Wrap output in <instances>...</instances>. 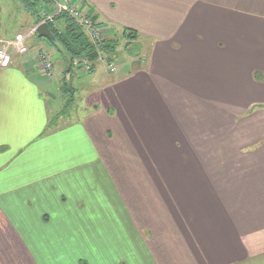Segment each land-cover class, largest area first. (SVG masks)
<instances>
[{
	"label": "crops",
	"instance_id": "crops-1",
	"mask_svg": "<svg viewBox=\"0 0 264 264\" xmlns=\"http://www.w3.org/2000/svg\"><path fill=\"white\" fill-rule=\"evenodd\" d=\"M17 1L0 38L36 32L0 69V264H264V0H70L144 55L87 74L52 46L50 75Z\"/></svg>",
	"mask_w": 264,
	"mask_h": 264
},
{
	"label": "trees",
	"instance_id": "trees-1",
	"mask_svg": "<svg viewBox=\"0 0 264 264\" xmlns=\"http://www.w3.org/2000/svg\"><path fill=\"white\" fill-rule=\"evenodd\" d=\"M25 9L35 16V23L40 22V16L35 10L37 3H48L47 0H20ZM55 22L59 23L61 28H54L53 24L47 23L48 30L51 35L49 44L55 48L60 49L65 54L70 69L72 66L76 68L81 67L82 61L93 63L97 59V51L102 54H109L115 52L117 41L111 42L101 40L97 45H93L87 38L84 31L66 15H59L54 17ZM53 27V28H52ZM124 42V52L131 57L137 55V35L132 31H124L122 35ZM92 66V64H91ZM62 96L65 99L63 111L59 114L63 116L71 108L73 99L71 95V88L67 87L66 82L62 81L61 85ZM58 115V116H59ZM51 125V124H50Z\"/></svg>",
	"mask_w": 264,
	"mask_h": 264
},
{
	"label": "built area",
	"instance_id": "built-area-1",
	"mask_svg": "<svg viewBox=\"0 0 264 264\" xmlns=\"http://www.w3.org/2000/svg\"><path fill=\"white\" fill-rule=\"evenodd\" d=\"M48 4L53 8V15H43L41 23L45 24V21H52L55 14L64 13L71 17L83 31L90 38L94 45H97L102 40V33L100 28L91 20L82 10H79L77 6L73 5L70 0H47ZM36 32V30L34 29ZM27 36H18L14 40L0 38V69L7 68L11 63L12 58L15 55H24L28 52V47L25 45ZM49 52L44 47L39 48L37 52V61L39 67L45 75H50L52 72V63L49 58ZM97 59L103 61L107 66L108 73H116L115 62L97 51ZM96 59V61H97ZM81 67L86 71L91 69V63L82 61Z\"/></svg>",
	"mask_w": 264,
	"mask_h": 264
},
{
	"label": "rangeland",
	"instance_id": "rangeland-1",
	"mask_svg": "<svg viewBox=\"0 0 264 264\" xmlns=\"http://www.w3.org/2000/svg\"><path fill=\"white\" fill-rule=\"evenodd\" d=\"M48 2V1H47ZM47 5H49L48 3H37V5L35 6V10H36V12H37V14L38 15H40V18H41V20L43 19V15H53V8H51V10L49 11V10H45V8L47 7ZM42 6H43V8H42ZM64 13H58V14H55V16L54 17H56V16H59V15H63ZM64 15H66V14H64ZM24 13H23V8H22V5L20 4V2L19 1H17V0H0V23H4V24H6L7 26H8V31H9V33L11 34V33H13V31L15 30V31H17V30H20V29H22L25 25H26V23H25V21H24ZM67 16V15H66ZM54 17L52 18V21H48V22H46L45 21V24H47V23H50V24H53V26H54V28H61L60 26H59V23H57V22H55V19H54ZM67 17H69V16H67ZM69 18H71V17H69ZM72 19V18H71ZM73 20V19H72ZM74 21V20H73ZM75 22V21H74ZM76 23V22H75ZM41 24H43V23H38V24H34V27L35 28H38ZM77 24V23H76ZM78 25V24H77ZM79 26V25H78ZM81 29H82V27L81 26H79ZM53 28V27H52ZM14 29V30H13ZM83 30V29H82ZM32 32H34L35 33V31L33 30ZM32 32H30L29 31V33L26 35V33L25 34H22L21 36H27V38L29 37V35L30 34H32ZM85 33V32H84ZM86 34V33H85ZM87 36V35H86ZM18 37V36H17ZM16 37H14V38H12V39H10V40H14ZM87 38L89 39V41L91 42V40H90V38L87 36ZM44 41V44L46 45V47H44L45 49H47V50H53V48H52V46L48 43V41H46L45 39L43 40ZM117 41V40H116ZM124 40L123 39H121L120 41H117V46H118V51L116 52V58H118V63L117 62H115L114 60V62H115V68H116V70L118 71V69L120 68V64H121V66L122 67H124V65L126 66V64H124V63H122L123 61L122 60H129L128 58H129V56L124 52V50H123V48H124ZM92 43V42H91ZM93 44V43H92ZM26 45V44H25ZM94 45V44H93ZM135 45L137 46V52L140 50V45H139V43H135ZM49 52V51H48ZM53 53H54V51H52ZM56 54V53H55ZM105 54V53H104ZM107 57H111V56H109L108 54H105ZM139 55L141 56H143L144 54L141 52V50L139 51ZM49 56H50V54H49ZM137 55L136 56H134V57H132L133 59H137ZM111 58H113V57H111ZM96 62H100L101 63V61H99L98 59H97V61ZM96 62H93V63H91L92 64V66H91V69L90 70H85L83 67H78V68H76V70L77 71H80V72H83V73H90L92 70H93V68H94V66H95V64H96ZM103 62V61H102ZM128 62H132V60L130 61H128ZM134 62V61H133ZM102 66L104 67V69H105V71H106V73H108V69H107V65L106 64H104V62H103V64H102ZM102 66L101 65H99V70H102L103 68H102ZM74 67H76V66H74ZM129 67V66H128ZM57 69H58V67H56ZM101 68V69H100ZM52 72H53V70H52ZM52 72H51V74H52ZM109 74V73H108ZM86 76V77H85ZM80 77H82V76H80ZM88 77H89V75H84L82 78H80L79 80H76V84L75 85H78V88L80 89V88H82V87H84L85 85H86V81L88 80ZM67 121V118H66V120H65V122ZM70 121H71V118H70ZM97 166V170H99V168H101V167H99L100 166V162L99 161H96V160H93V171H94V168ZM101 169H103V168H101ZM96 175H100V177H98V179L100 180V181H98V182H100V184H101V186H102V188H104L106 191H107V195H108V198L109 199H111V200H113V201H115V195H114V189H113V186H114V183H113V179L112 178H110L109 176L108 177H106L105 175H104V173H102V174H97V173H95V172H93V177L94 176H96Z\"/></svg>",
	"mask_w": 264,
	"mask_h": 264
},
{
	"label": "water",
	"instance_id": "water-1",
	"mask_svg": "<svg viewBox=\"0 0 264 264\" xmlns=\"http://www.w3.org/2000/svg\"><path fill=\"white\" fill-rule=\"evenodd\" d=\"M37 33L45 38L46 40L50 41L51 40V35L50 32L48 31V27L46 24H41L38 28H37Z\"/></svg>",
	"mask_w": 264,
	"mask_h": 264
}]
</instances>
